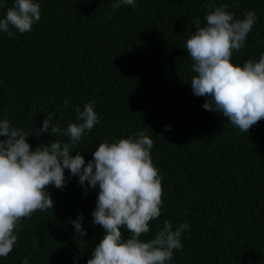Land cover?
<instances>
[{"label": "trees", "instance_id": "1", "mask_svg": "<svg viewBox=\"0 0 264 264\" xmlns=\"http://www.w3.org/2000/svg\"><path fill=\"white\" fill-rule=\"evenodd\" d=\"M36 2L41 19L30 32H0V119L30 131L26 141L35 149L52 139L35 136L45 116L51 113L64 128L75 122V107L94 101L99 123L76 146L86 163L105 140L143 130L153 141L163 208L141 239H153L164 220L173 229L186 222L190 230L181 234L182 248L170 264H264V119L242 133L205 110V97L191 88L195 73L185 49L208 6L227 4L237 19L248 11L257 15L232 62L258 60L264 0H136L135 8L115 10V0ZM12 3L0 0V18ZM64 175L63 189H47L53 209L21 221L17 243L0 264H22L26 257L29 264H86L91 258L104 235L91 215L98 189L85 194L77 176L67 169ZM81 214L83 237L70 223Z\"/></svg>", "mask_w": 264, "mask_h": 264}, {"label": "clouds", "instance_id": "2", "mask_svg": "<svg viewBox=\"0 0 264 264\" xmlns=\"http://www.w3.org/2000/svg\"><path fill=\"white\" fill-rule=\"evenodd\" d=\"M121 5L137 7L136 0H115L112 8ZM40 19L36 0H13L0 18V32L9 37L30 32ZM204 20L203 26L196 23L185 44L195 73L190 81L193 94L205 97V110L222 114L235 128L248 133L264 119V53L242 66L232 62V55L245 46L257 15L248 11L237 19L227 4L209 5ZM70 104V99L64 100L66 107ZM94 104L75 107V122L69 121L64 128L53 123L51 113L45 116L35 136L48 133L52 139L35 149L26 141L33 135L30 131L0 119V257L12 252L22 220L36 211L53 209L47 189H63L66 169L69 177L79 178L85 194L89 187L98 189L91 215L104 235L86 264H170L174 250L182 248L181 234L190 230L186 222L173 229L171 221L164 220L153 239H141L163 208L162 176L152 161L153 141L145 131L99 143L87 163L76 150L78 142L99 123ZM165 130L170 128L165 126ZM82 220L81 214L70 221L79 237L86 235ZM22 264H29L27 257Z\"/></svg>", "mask_w": 264, "mask_h": 264}]
</instances>
